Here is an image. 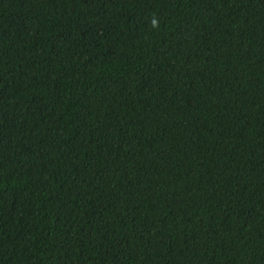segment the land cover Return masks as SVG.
<instances>
[{"label": "trees", "instance_id": "obj_1", "mask_svg": "<svg viewBox=\"0 0 264 264\" xmlns=\"http://www.w3.org/2000/svg\"><path fill=\"white\" fill-rule=\"evenodd\" d=\"M0 264H264V0H0Z\"/></svg>", "mask_w": 264, "mask_h": 264}]
</instances>
